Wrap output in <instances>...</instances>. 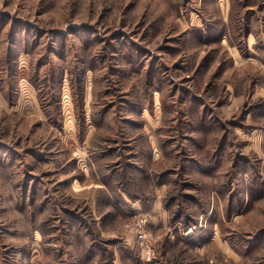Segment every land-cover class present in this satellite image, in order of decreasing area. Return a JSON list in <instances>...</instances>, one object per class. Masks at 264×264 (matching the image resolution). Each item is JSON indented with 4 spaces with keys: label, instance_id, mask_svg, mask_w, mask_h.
Returning a JSON list of instances; mask_svg holds the SVG:
<instances>
[{
    "label": "rangeland",
    "instance_id": "rangeland-1",
    "mask_svg": "<svg viewBox=\"0 0 264 264\" xmlns=\"http://www.w3.org/2000/svg\"><path fill=\"white\" fill-rule=\"evenodd\" d=\"M0 264H264V0H0Z\"/></svg>",
    "mask_w": 264,
    "mask_h": 264
},
{
    "label": "built area",
    "instance_id": "built-area-1",
    "mask_svg": "<svg viewBox=\"0 0 264 264\" xmlns=\"http://www.w3.org/2000/svg\"><path fill=\"white\" fill-rule=\"evenodd\" d=\"M129 231L134 235L141 246L142 254L150 257L153 253V234L147 218L145 216L139 217L134 224L129 227Z\"/></svg>",
    "mask_w": 264,
    "mask_h": 264
}]
</instances>
